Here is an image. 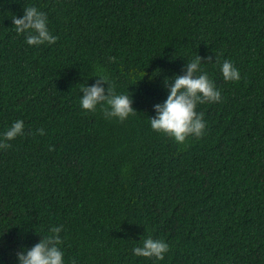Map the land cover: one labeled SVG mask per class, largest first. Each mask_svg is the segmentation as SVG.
Instances as JSON below:
<instances>
[{
	"label": "trees",
	"instance_id": "1",
	"mask_svg": "<svg viewBox=\"0 0 264 264\" xmlns=\"http://www.w3.org/2000/svg\"><path fill=\"white\" fill-rule=\"evenodd\" d=\"M27 6L54 44L16 33ZM197 55L221 100L198 104L204 134L177 143L148 117ZM101 70L129 95L123 121L79 105L81 85L107 93ZM16 119L24 135L0 149V264L59 225L65 264H264V0H0V133ZM149 235L168 243L163 260L133 255Z\"/></svg>",
	"mask_w": 264,
	"mask_h": 264
},
{
	"label": "clouds",
	"instance_id": "2",
	"mask_svg": "<svg viewBox=\"0 0 264 264\" xmlns=\"http://www.w3.org/2000/svg\"><path fill=\"white\" fill-rule=\"evenodd\" d=\"M12 23L16 33L23 35L25 43L29 46L52 45L58 39L49 29L47 13L35 6L23 8V15L19 17L14 15ZM207 59L210 61L211 57ZM219 68L225 81L236 82L241 78L239 69L231 60L224 59ZM98 76L101 81L110 84L107 93L99 82L92 86L81 85L80 92L83 93L79 98L81 109L95 111L97 106H100L106 119L116 118L120 121L127 119L135 112L129 95L117 92L103 70ZM165 84L168 87L167 98L162 104H156L155 115L148 117L151 129L167 135L177 143H184L189 136L201 137L206 128V121L203 119V112L196 111L197 105L221 100V92L208 72L203 69L201 57L197 55L190 59L185 74L175 76L171 83L166 80ZM38 131L43 135V129ZM22 135L24 121L16 119L0 133V149L10 147L8 142ZM62 227V225L50 227L49 234L38 243L17 253L19 264H65V253L61 248L59 235ZM168 251V243L160 238L154 239L150 235L132 248L134 256L149 259L154 257L157 261L163 260Z\"/></svg>",
	"mask_w": 264,
	"mask_h": 264
}]
</instances>
